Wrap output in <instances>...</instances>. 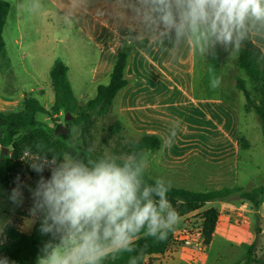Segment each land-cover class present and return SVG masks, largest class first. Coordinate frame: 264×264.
Segmentation results:
<instances>
[{"label": "crops", "instance_id": "crops-1", "mask_svg": "<svg viewBox=\"0 0 264 264\" xmlns=\"http://www.w3.org/2000/svg\"><path fill=\"white\" fill-rule=\"evenodd\" d=\"M29 1L31 5H46L42 14L46 15V22L52 29H73L82 45L93 47L95 56L86 69L89 73L83 76L79 68L73 77L90 78L94 82L107 78L118 52L127 49L124 74L128 84L114 100L117 98V108L123 110L126 132L134 137L131 140L145 134L160 139L158 150L142 155L146 162L144 172L149 178H163L173 188L192 191L263 187L253 186L251 175L244 174L247 168L240 165L242 152L246 151L248 157L252 155L250 135L254 132L258 140L261 134L262 143L263 140L260 122L258 118L253 119L257 116L252 115L253 110H245V98L235 85L240 69L234 49L217 47L214 52L209 50L201 55L183 42L174 53L155 44L149 46L147 38H139L142 29L127 6L129 0ZM15 3L20 8L19 0ZM16 21L20 26L17 8ZM245 30L252 43L264 53V25L249 21ZM70 72L68 67L67 78ZM32 79L34 86L28 91L0 89V111L16 110L25 95L33 94L49 108L54 100L50 79L46 83L38 77ZM213 79H219V87L211 86ZM45 116L50 121H57L54 120L56 116ZM121 126L122 132L123 123ZM174 127L177 135L171 148L161 149L162 137L167 138ZM254 168L258 170L259 166ZM0 185L5 189L1 182ZM249 206L247 201H211L181 216L174 225L175 230L189 217L202 222V212L214 207L218 215L210 242L200 250L171 243L163 254L147 256L146 264H217L220 261L245 264V253L252 244L255 245L253 256L257 264H264V198L258 210ZM19 207L13 219L7 221H17L23 227L27 217L18 216ZM240 209L243 220L237 224ZM255 214L259 217L258 230L255 229ZM32 227L24 233H29Z\"/></svg>", "mask_w": 264, "mask_h": 264}, {"label": "clouds", "instance_id": "clouds-1", "mask_svg": "<svg viewBox=\"0 0 264 264\" xmlns=\"http://www.w3.org/2000/svg\"><path fill=\"white\" fill-rule=\"evenodd\" d=\"M127 6L142 29L139 38L172 53L181 42L201 55L217 47L236 49L249 21L264 25V0H129ZM219 85V79L211 81L213 88ZM176 135L174 127L167 138L162 137L161 149L171 148ZM34 147L37 153L25 148L21 159H27L38 174L35 187L17 176L7 198L22 206L27 188L32 204L25 223L31 227L40 221L39 232L50 236L36 264H103L109 257L116 260L118 254L135 252L142 232L166 240L179 222L167 195L171 183L163 178L146 183L143 157L119 164L104 156L85 164L67 152L45 151L40 143ZM8 223L0 220V233ZM138 258L130 256L128 264H137ZM0 264L15 261L0 256Z\"/></svg>", "mask_w": 264, "mask_h": 264}, {"label": "trees", "instance_id": "trees-1", "mask_svg": "<svg viewBox=\"0 0 264 264\" xmlns=\"http://www.w3.org/2000/svg\"><path fill=\"white\" fill-rule=\"evenodd\" d=\"M10 5L6 0H0V59L5 60V44L3 29L6 23ZM236 63L248 78L251 88L246 86L244 79L236 76L235 85L245 98V110H253L261 127L264 143V53L250 40L249 33L245 30V37L240 41L238 48L234 49ZM128 51L122 49L118 52L114 64L110 70L108 82L99 84L93 98L85 102H79L73 95L71 84L67 78L68 67L60 60H55L49 70L50 84L54 94L53 104L45 108L37 98L25 95L20 106L14 111H0V148H8V153L0 151V182L6 189V173L19 167L13 159L25 148L32 147V153H37L34 147L37 143L52 149L56 153L67 152L73 158L83 160L85 164L89 159L95 161L104 157L103 154L93 152L88 147L86 138H91V129L95 119L104 117L110 111V107L116 95L127 84L124 70L127 64ZM69 113L71 118L54 126L40 122L36 119L38 114L58 116ZM122 130L121 122L115 120L109 127L110 135H118ZM74 132H77L81 144L72 141ZM160 147V139L156 135L145 134L137 140H129L122 146V154L130 157L119 158L117 163L123 164L125 160L135 159L139 161L145 152L153 153ZM51 159L52 152H48ZM118 154V153H117ZM64 159L60 156V160ZM90 166V165H89ZM21 169V166L19 167ZM31 172H35L31 170ZM36 174L34 181L38 180ZM144 180L148 184H154L155 180L149 178L144 172ZM168 199L178 211L179 216H184L202 208L207 202L230 200L238 195L247 201L254 210H258L260 201L264 198V187L244 190L240 187L221 188L210 191H192L181 188H173L168 192ZM218 211L209 207L202 212V234L204 245H207L215 228ZM40 221H37L29 233L21 232L17 221L7 224L0 240V256H6L15 264H36L37 256L43 245L50 240V236L39 232ZM173 230L168 233L167 239L159 241L154 237L145 236L143 232L136 241V251L121 253L116 260L110 257L103 264H128L130 256H138L137 264H146V257L152 254H163L173 241ZM255 245L252 244L245 253V264L255 260L253 256Z\"/></svg>", "mask_w": 264, "mask_h": 264}, {"label": "rangeland", "instance_id": "rangeland-1", "mask_svg": "<svg viewBox=\"0 0 264 264\" xmlns=\"http://www.w3.org/2000/svg\"><path fill=\"white\" fill-rule=\"evenodd\" d=\"M6 1L10 5V10L2 33L6 58L5 60L0 59V89L8 91L10 89L19 88L18 90L28 91L30 87L34 86L33 77H38L41 80L44 79L45 83L49 82L48 68L52 65L54 60H61L71 68L68 78L76 100L85 102L93 98L96 94L97 86L99 84H106L109 76L96 82L92 81L90 78L81 79L73 77V74H77L79 68H81V72L79 73H83V76L89 73L86 69L91 66L92 58L95 56L93 47L82 45L79 35L73 29H52L51 24L46 22V15L42 14V11L46 9V5L42 3L41 5H31L29 0H19L20 8H18L15 0ZM16 8L19 11L20 26L17 25L16 21ZM82 67H84V70ZM239 73L238 76L244 79L248 87L251 88V84H249V80L245 73L242 70H239ZM50 93L53 95L52 90H50ZM32 96L41 100L36 94ZM252 115L256 117L254 112H252ZM36 119L51 126L57 123H63L64 120L62 116H59L54 117V120L57 121H50L42 114H38ZM253 119L257 120V117ZM115 120L123 123L124 130L118 135H110L109 127ZM124 121L123 110L117 108L116 98L112 102L109 113L104 117L95 119V124L91 129V138H86L90 150L101 153L104 156H119V158L122 159H129L130 157L122 154L121 150L122 146L134 137L129 136V131L126 132V124ZM255 122L257 123V121ZM259 135L260 137L258 140L254 132L250 135L252 155L248 157L246 151L242 152L240 165L244 169L247 168L244 174L246 175L248 173L251 175L253 186L264 187V153H262L264 145L261 141V134ZM72 141L76 144L82 143L77 132H74ZM255 165L259 166L258 170L254 168ZM10 192V189H3L0 185V220L2 221H7L10 218L13 219L17 210V206L13 205L7 198ZM230 200L235 202H246L238 195L232 196ZM249 207L254 210L251 204ZM241 212L242 210L240 209L239 213L241 214ZM255 219V229L258 230L259 217L257 214H255ZM25 220L23 227L20 225V230L22 232H27L30 229L25 223ZM236 223L240 224V221ZM217 264L228 263L220 261ZM251 264H257V260L255 259Z\"/></svg>", "mask_w": 264, "mask_h": 264}, {"label": "built area", "instance_id": "built-area-1", "mask_svg": "<svg viewBox=\"0 0 264 264\" xmlns=\"http://www.w3.org/2000/svg\"><path fill=\"white\" fill-rule=\"evenodd\" d=\"M24 150L21 151L14 159L13 162L18 164L19 167L15 168L14 171H7L6 173V184L7 187L12 189L15 187V178L20 176L21 180L26 184L31 185L33 188L36 185L34 181V177L36 176V172H31V168L28 166V161L22 160L21 156L23 155ZM9 154V153H8ZM29 154V158H30ZM45 176L49 175L47 171L44 173ZM24 202L23 205L18 208V216L19 217H27L28 210L31 207L32 201L30 197V193L27 188L24 189ZM238 221L242 220V215L239 213ZM202 222H199L194 217H189L184 220L182 226L174 230L173 241L172 243H176L178 246L182 247H190L194 249H202L204 247V237L202 234ZM20 229V225L18 224Z\"/></svg>", "mask_w": 264, "mask_h": 264}, {"label": "water", "instance_id": "water-1", "mask_svg": "<svg viewBox=\"0 0 264 264\" xmlns=\"http://www.w3.org/2000/svg\"><path fill=\"white\" fill-rule=\"evenodd\" d=\"M71 118V115L69 113H65L64 114V121H68ZM3 151V154H7L8 153V148H0ZM257 231L255 232V237L257 236Z\"/></svg>", "mask_w": 264, "mask_h": 264}]
</instances>
